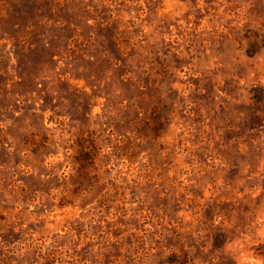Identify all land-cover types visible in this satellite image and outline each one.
Listing matches in <instances>:
<instances>
[{
	"label": "rangeland",
	"instance_id": "rangeland-1",
	"mask_svg": "<svg viewBox=\"0 0 264 264\" xmlns=\"http://www.w3.org/2000/svg\"><path fill=\"white\" fill-rule=\"evenodd\" d=\"M0 264H264V0H0Z\"/></svg>",
	"mask_w": 264,
	"mask_h": 264
}]
</instances>
